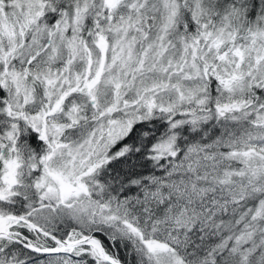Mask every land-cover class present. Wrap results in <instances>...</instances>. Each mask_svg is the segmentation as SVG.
<instances>
[{"label":"snow or ice","instance_id":"snow-or-ice-1","mask_svg":"<svg viewBox=\"0 0 264 264\" xmlns=\"http://www.w3.org/2000/svg\"><path fill=\"white\" fill-rule=\"evenodd\" d=\"M0 264H264V0H0Z\"/></svg>","mask_w":264,"mask_h":264}]
</instances>
